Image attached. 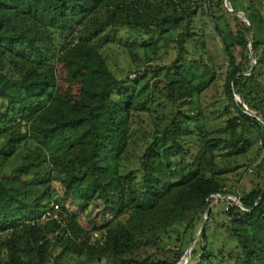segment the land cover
<instances>
[{
	"label": "trees",
	"instance_id": "obj_1",
	"mask_svg": "<svg viewBox=\"0 0 264 264\" xmlns=\"http://www.w3.org/2000/svg\"><path fill=\"white\" fill-rule=\"evenodd\" d=\"M254 5L0 0V264H123L141 244L150 249L132 264H176L188 249L185 264H264V34ZM203 15L226 65L216 101L227 118L216 127L204 99L219 90L221 66L194 25ZM253 138L257 155L226 189L218 153L244 154ZM54 183L60 219H44L58 203ZM215 193L243 209L218 199L226 205L213 212ZM74 203L97 209L92 228ZM210 225L225 234L218 243Z\"/></svg>",
	"mask_w": 264,
	"mask_h": 264
},
{
	"label": "rangeland",
	"instance_id": "obj_2",
	"mask_svg": "<svg viewBox=\"0 0 264 264\" xmlns=\"http://www.w3.org/2000/svg\"><path fill=\"white\" fill-rule=\"evenodd\" d=\"M254 4H255L254 5L255 8L260 13L261 20L255 22L253 24V28H254V31L256 32V34H258L259 37H262L264 34V29H263V25H264V0H254ZM247 7H248L247 3L241 2L239 7H238V12L242 14L243 11H241V10H243L244 8L247 9ZM194 25L196 27H198V26L202 27L204 29V31L206 32L207 46H208L210 52L212 53V56L215 60V63L217 65L221 66V68L218 69V73L216 74V78L218 80L217 86L219 87V90L217 91L215 88L210 89L207 92V97L204 99V105H208V108L205 112L208 125L210 127H216V126L223 125L226 118H227V115L225 114V111L223 110V106L227 105L226 101H224L222 99L219 101H216L218 99L219 93L221 92L220 86L223 83L224 77H225L226 65L223 63L224 62V54H223L222 48L220 46V43L218 42V40L216 38V35L211 30L210 24L208 23V17H206V15L197 17ZM173 53H174V50H170L165 61L171 59L173 57ZM234 56L236 58V61L238 62L241 58L240 57L241 56V49L240 48H236L234 50ZM128 62H129V59L124 60L122 62V64L126 65ZM255 62L256 61L254 60V58H252V66H256ZM129 77L130 78L132 77L131 73L129 74ZM257 80L261 85H264V75L258 76ZM237 99H238V97H237ZM238 100H240V99H238ZM259 146H260L259 141L256 140L255 138H253L251 147L244 154H240L238 156H228V154L226 153L227 152L226 149H224L223 152L218 153L219 159L217 161V168L222 171L223 184H224L226 189L235 190L239 186L237 180H238L240 174H243L245 167H246L245 164L249 163L255 157V155H257V150H259ZM263 154H264V149H262L260 151V153L257 155V158H258L257 161H259L262 158ZM257 161L255 162V164L257 163ZM252 177H253V170H252V172L248 171L246 173V175L243 176L242 184H241L242 187L249 189L251 187V181L250 180H252ZM54 188L57 190V194H56L54 199H56V201L60 205V204H62L61 202H62V197H63V189L59 183H54ZM211 204H214L212 211L217 212L218 209H221L223 206L226 205V202H223L222 200H220L218 202L217 201L211 202ZM66 205H67V203H66ZM68 207H69V210L76 215L80 224L85 229L92 228L95 225V223L97 222V220L100 218V214L97 211V209L87 208L84 212H82V211H80L79 207L76 206L75 203L72 206L69 205ZM107 216H108L107 217V221H108L110 219L111 215H107ZM222 220H223L222 216L216 215V221L222 222ZM198 233L199 232H198V227H197L195 229V236L193 238V241L189 244L188 248L194 247V245H195L194 240H197ZM208 234L210 236V240L211 241L216 240L217 243H218V241L221 240L222 237L223 238L225 237V234L222 233L221 229H218L214 233L212 231L211 225H210ZM142 246H143V244H141L140 250H138V251L135 250L132 253L127 254L125 256L123 264H132L131 261H129L130 258L140 259L143 256H145L147 254L145 252H147V250L150 248L145 247L146 249L145 248L141 249V248H143ZM197 246H198V244L195 246V248ZM152 249H154V248H152ZM186 251H188V250H186ZM197 256H198V254L196 255L195 258H197ZM98 264H109V262L106 259H103L102 262H100Z\"/></svg>",
	"mask_w": 264,
	"mask_h": 264
},
{
	"label": "built area",
	"instance_id": "obj_3",
	"mask_svg": "<svg viewBox=\"0 0 264 264\" xmlns=\"http://www.w3.org/2000/svg\"><path fill=\"white\" fill-rule=\"evenodd\" d=\"M242 14H243V12H242ZM245 21L248 23L247 20H245ZM210 198H212L215 201L218 200V199H227V200L231 199L233 201V204H237L241 209H243V206L240 204L239 200L236 197H234V196L228 195V196L222 197L219 194L215 193V194H211ZM58 210H59V204L58 203H51L49 208H47L43 212L41 217L44 218V219L47 218V219L59 220L60 216L58 214ZM204 218H206V214L204 215ZM189 252H190V249H188V251H186L184 253V255L181 257V259L176 264H185L187 262V260H188Z\"/></svg>",
	"mask_w": 264,
	"mask_h": 264
},
{
	"label": "water",
	"instance_id": "obj_4",
	"mask_svg": "<svg viewBox=\"0 0 264 264\" xmlns=\"http://www.w3.org/2000/svg\"><path fill=\"white\" fill-rule=\"evenodd\" d=\"M240 101V100H239ZM245 107V105H243Z\"/></svg>",
	"mask_w": 264,
	"mask_h": 264
}]
</instances>
